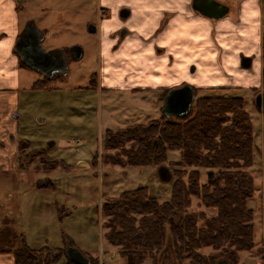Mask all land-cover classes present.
<instances>
[{"label": "rangeland", "instance_id": "obj_1", "mask_svg": "<svg viewBox=\"0 0 264 264\" xmlns=\"http://www.w3.org/2000/svg\"><path fill=\"white\" fill-rule=\"evenodd\" d=\"M94 1L80 0L79 13L70 11L68 3L63 7L56 3L45 6L44 0L18 2L21 29L27 21L33 20L45 33L41 44L45 51L72 52L74 48H80L81 52L78 57H72L66 73L57 80L44 84L39 72L19 65L17 88L5 90L10 87L0 85V119L6 133L3 138L6 146L0 152L12 153L10 162L0 166V216L9 221L7 226L12 232L25 237L31 249L43 246L55 250L62 248L65 244L63 233L68 238L67 242L71 241L74 248L90 259L97 258L98 262L101 260L105 264H127V259L120 256L104 236L102 204L107 198L139 186H146L149 195L159 202L167 201L174 178L161 181L158 169L159 165L177 160L178 152L170 150L164 161L145 167L104 162L103 155L111 152L103 146L106 129L144 124L159 119L163 114L162 103L156 107L153 103L154 95L160 94V90L147 92L144 99L136 100L143 93L123 86L121 77L126 78V75L123 76L119 70L116 74V61L106 63L104 44L99 45L98 37L90 33L87 26L97 24ZM122 30L125 28H121L115 38L120 39L119 43L131 39L130 34L123 38ZM190 66L187 73L191 72ZM205 70L191 72L197 73V76L193 75V81L187 79L188 82L183 80L171 86L168 82L163 87L173 89L189 85L196 88L197 98L244 99L255 143L253 164L247 171L254 177L257 191H262L264 169L256 147L260 153L264 151V115L255 108L258 89L249 88L252 80H243L236 73L235 79L242 85L235 86L221 78L220 70H211V77L204 74ZM107 72L117 88L105 90L102 85L103 89H100L91 80L92 76L103 79ZM35 84L41 88H33ZM138 85L141 84L133 86ZM261 91L264 92V86ZM20 141L27 143L21 144ZM48 142H53V145L48 147ZM36 149L47 153L46 160L62 161L65 167L58 164L54 169L45 170L48 163L42 157L26 156ZM79 161L87 162L88 166L79 164ZM201 172L200 182L205 181L204 171ZM48 182L52 188L45 187L49 186ZM259 204L256 193L246 201L248 210L257 208L254 211L257 239L264 238V209ZM188 211L197 215L204 212L208 217L215 214L214 209L204 207L194 197ZM3 224L4 221L0 230ZM209 251L206 249L204 252ZM150 261L153 263L152 259ZM63 262L64 259L60 264ZM171 262L166 257L162 264Z\"/></svg>", "mask_w": 264, "mask_h": 264}, {"label": "trees", "instance_id": "obj_2", "mask_svg": "<svg viewBox=\"0 0 264 264\" xmlns=\"http://www.w3.org/2000/svg\"><path fill=\"white\" fill-rule=\"evenodd\" d=\"M261 44L264 59V35ZM19 65L23 66L20 61ZM91 80L96 83L95 76ZM168 90L162 91L159 103ZM103 141L104 148L111 151L103 155L104 162L110 165L145 167L164 161L170 150L178 152V159L166 165L174 178L167 201L159 202L146 186H139L102 204L104 236L127 264H142L146 258L162 264L164 255L171 264H217L221 259L242 264L255 235L254 215L246 201L257 191L254 177L247 171L253 164L254 135L243 98L195 97L183 119L162 115L144 124L106 129ZM38 155L47 158L41 149L26 154ZM46 162L45 170L58 164L65 167L62 161ZM202 170L205 181L200 182ZM45 187L53 186L50 182ZM193 197L215 214L208 217L204 212L188 211ZM7 225L9 221L4 219L0 252L11 254L15 264H60L62 259V264H74L65 257L64 247L31 249L25 237ZM61 235L66 242L68 238ZM206 249L210 251L204 252ZM89 260L99 264L97 258Z\"/></svg>", "mask_w": 264, "mask_h": 264}, {"label": "crops", "instance_id": "obj_3", "mask_svg": "<svg viewBox=\"0 0 264 264\" xmlns=\"http://www.w3.org/2000/svg\"><path fill=\"white\" fill-rule=\"evenodd\" d=\"M215 1L227 7V13L219 19L193 9V0H95L97 24H90L95 28L90 33H95L100 46L104 44L106 63L116 61V74L120 71L126 75V78L121 77L123 86L143 93L136 100L144 99L147 92L160 90V94L154 95L155 107L160 105L162 91L168 89L163 86L168 82L171 86L183 80L193 81L197 73L191 72L197 69L208 70L204 73L208 77L212 75L211 70H220L221 78L235 86L242 85L235 79L236 73L243 80H252L249 88L261 91L264 0ZM79 2L44 0L45 6L56 3L66 7L68 3L69 10L78 13ZM121 28H125L122 37L130 34L131 39L119 43L120 39L115 38ZM20 30L18 1L0 0V85L10 87L5 90L17 88L19 59L13 47ZM242 57L250 58L249 66L241 65ZM189 66L191 72L187 73ZM96 81L100 89L102 85L105 90L117 88L111 83L108 72L103 79L96 77ZM137 83L141 85L134 87ZM1 122L0 119V149L6 146ZM11 158V152H0V166H6ZM78 163L88 166L85 161ZM3 221L0 216V227ZM150 260L145 259L143 264H152ZM0 264H15L13 256L0 252Z\"/></svg>", "mask_w": 264, "mask_h": 264}, {"label": "water", "instance_id": "obj_4", "mask_svg": "<svg viewBox=\"0 0 264 264\" xmlns=\"http://www.w3.org/2000/svg\"><path fill=\"white\" fill-rule=\"evenodd\" d=\"M17 1L22 2L24 0ZM192 6L193 9L209 18L219 19L227 13V7L215 0H193ZM94 30L93 26L88 27L89 32ZM43 40L44 32L32 20H29L19 33L13 52L25 67L39 72L46 78L53 76L55 73L64 75L67 71V60L64 52L62 50L45 51L41 46ZM241 65L249 66L250 58L242 57ZM262 76L264 78V69L262 70ZM193 102V87L183 85L170 89L166 93L163 98L161 111L167 118L183 119L190 113ZM255 106L264 113V92L256 96ZM52 145L53 142H48L47 144L48 147ZM158 176L161 181H168L171 178V172L166 167L161 166L158 169ZM64 254L74 264L90 263L89 259L81 251L71 246L68 242L65 243ZM217 264H228V262L219 260Z\"/></svg>", "mask_w": 264, "mask_h": 264}, {"label": "flooded vegetation", "instance_id": "obj_5", "mask_svg": "<svg viewBox=\"0 0 264 264\" xmlns=\"http://www.w3.org/2000/svg\"><path fill=\"white\" fill-rule=\"evenodd\" d=\"M65 56H66V60H67V65L68 62L72 59V57H77L79 55V50L74 48L72 50V52H68L66 50H63ZM41 75V74H40ZM43 81L45 80H52L54 78H61V76L59 73H55L53 76L46 78L45 76L41 75ZM259 93H256V95H258ZM261 103V101H260ZM258 112L261 113L262 115H264V113H262L261 110L258 109ZM254 147H255V143H254ZM257 151L259 152L260 155V159H261V166L264 169V151H261L260 153V149L258 147H256ZM256 198L260 201V207L264 209V188L262 191H257L256 192ZM258 207V206H257ZM257 208H255L256 210ZM254 210V211H255ZM254 211L253 215H254ZM253 226H254V219H253ZM255 227V226H254ZM250 260V261H249ZM242 264H264V238H259L257 239L256 237V229H255V235H254V240H253V246L251 249H249L248 251H246L243 254V259H242Z\"/></svg>", "mask_w": 264, "mask_h": 264}]
</instances>
